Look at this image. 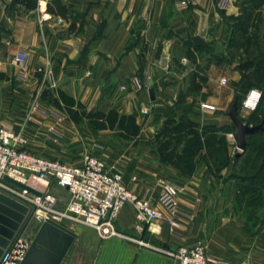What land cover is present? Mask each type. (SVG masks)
Segmentation results:
<instances>
[{"label":"crops","instance_id":"crops-1","mask_svg":"<svg viewBox=\"0 0 264 264\" xmlns=\"http://www.w3.org/2000/svg\"><path fill=\"white\" fill-rule=\"evenodd\" d=\"M40 1L0 0V73L5 77L0 79V124H22L31 91L36 90L44 107L50 98H40L42 87L53 95L56 88L65 90L89 111L116 109L135 115L140 131L132 140L121 139L117 130H96L86 120L70 122L83 126L88 137L83 139L78 133L75 138L70 135L62 139L66 144L73 139L84 140L81 154L115 165L127 187L140 195L147 193L153 202L158 178L185 186L177 197L179 212L175 218L181 222L177 235H172L165 224L154 239L136 233L134 209L129 203L120 210L116 227L165 248L201 240L209 257H223L230 264L242 259L264 264V229L260 230L264 222L252 227L237 219L228 187L237 179L217 172L208 162L199 163L189 174L162 163L153 138L167 117L178 119L185 114L177 106L180 91L188 87L189 72L200 68L207 82L197 91L200 94L189 99L192 104L187 117L200 126H224L218 134L224 137L223 144L232 143L227 108L235 90L223 88L224 77L215 78L210 70L200 67L199 53L209 56L213 45H222L223 51L232 46L241 26L237 21L249 16L246 8L253 9L249 18L257 14L256 21L264 25V0H228L226 7H220L218 0ZM195 35L204 39L205 47L193 43ZM21 51L27 54L24 67L12 60ZM189 53L200 66L194 64L187 72L183 64H190ZM134 76L145 84L143 89L133 86ZM236 78L239 74L235 73L232 79ZM149 88L154 91L153 100ZM201 94H205L204 101L199 99ZM52 108L63 120L36 112L30 125L27 123L28 133L29 129L52 124L66 128L65 116ZM50 190L59 198L58 206L64 207L68 192L55 184ZM70 229L76 236L61 264H172L163 254L125 239H101L84 225Z\"/></svg>","mask_w":264,"mask_h":264},{"label":"built area","instance_id":"built-area-1","mask_svg":"<svg viewBox=\"0 0 264 264\" xmlns=\"http://www.w3.org/2000/svg\"><path fill=\"white\" fill-rule=\"evenodd\" d=\"M50 0L40 1L47 3ZM220 7H226L228 0H218ZM27 54L17 52L13 62L24 67ZM226 80L221 79L225 84ZM133 86L140 90L145 84L137 77L132 79ZM261 93L251 89L242 101V107L253 110ZM208 109L211 106L203 105ZM53 112H48V114ZM58 121L63 116L52 114ZM50 131L56 133L53 127ZM230 137L234 138L233 134ZM27 139L22 127L0 124V193H4L21 203L31 207V214L40 223L49 219L72 228L84 225L95 231L101 239L118 237L129 243L145 247L150 251L161 253L171 259L172 264H230L223 257H209L206 246L201 240L181 244L175 248H165L143 238L126 234L116 227V219L120 210L127 203L134 209V231L140 235L156 238L165 224L172 235H177L181 222L175 217L179 212L177 197L185 190V186L165 178H158V193L156 202L145 193L140 195L133 187L123 183L122 172L115 166L105 163L91 154H85L78 164H70L59 159L46 158L30 153L25 149ZM11 177L36 190L34 194L5 180ZM136 177H132L134 182ZM55 184L68 192L64 207H58L59 198L50 190ZM41 211V214H37ZM64 222H67L65 224ZM30 240L21 234L8 250L0 256V264H19L25 255ZM235 264H250L242 259Z\"/></svg>","mask_w":264,"mask_h":264},{"label":"rangeland","instance_id":"rangeland-1","mask_svg":"<svg viewBox=\"0 0 264 264\" xmlns=\"http://www.w3.org/2000/svg\"><path fill=\"white\" fill-rule=\"evenodd\" d=\"M240 23H242V27L240 30L238 29L239 31L236 32L237 35L233 37L232 46L223 51V48L221 47L222 45H213L211 54L209 56L207 54H204L202 56V53H199L200 57L205 58L203 60L201 58L200 60L202 61L200 63L202 66H200V64H196L195 57H193L192 54L189 53L188 58L191 59L190 64H183V69H186V71L189 72V68L196 64L200 67H203L204 69L206 68V70H210L215 78L217 76H220L219 78L224 77L226 82L225 84H221L223 88H227V90L234 88L235 93L237 90L239 91H237V100L238 104L240 105L239 115L242 118L246 119L250 125H254L259 124L262 119H264V83L260 87H248L247 84L251 80H243L241 78V71L239 70L238 65L244 63L247 60L257 61L261 58H264V25L260 20H238L237 24ZM260 32H262V37L259 34ZM235 73L239 74V78L232 79V76L235 75ZM248 73H251V70H248ZM43 88L45 87H42V89ZM251 89H257L258 91H260L261 96L256 107L253 110H246L242 107V101L246 98L248 92ZM31 92L32 97L29 100V107L26 108V111L24 113V121L19 126H16L17 128H23V133L27 139V143L29 142V144L26 143V145L31 146L29 149H27V151L42 157L59 159L70 164H78L82 160V156H84L83 154H81L83 148L82 141L84 140H80V142H77L75 141V139H73L72 142L69 141V143L66 144L64 141H62V139H66V136L69 137L70 135H73V138H75L76 134L78 133L82 135V138L85 136L88 137L86 129L83 126L79 125L73 126L67 114L64 111L59 110L61 114L65 116L66 128L64 129L69 133V135H66V133L64 132L65 130L63 128H60L59 125L54 124H52L48 128L46 126H42L40 130L29 129L30 132L28 133L27 123L29 124V122L34 120V114L36 112H40L45 116H50L54 114V112L56 113V111L53 110L50 101L44 104V107L40 106L42 102H40L38 98V93L36 92V90ZM196 94L200 93L190 91L188 87L184 90H181L180 98L178 99L177 104H179L180 107H186L190 110L192 101H190L189 99H191V97L195 96ZM198 96H200L199 99H201L202 101L205 100V94H201ZM234 99L235 98L230 101L227 108L228 111ZM48 112L53 113L48 114ZM52 116L55 118L54 115ZM50 127H53L56 130V133L50 131ZM231 128L233 129V134L235 135V126ZM158 132L159 131H155L153 134V138L155 141L159 140V137H157ZM221 137L222 139H224L223 136ZM69 139L71 140V138ZM231 139L233 141L232 143L230 142V145L224 143L222 147L216 151V153L214 154L216 161L212 162L211 167H213L217 172H222L223 174L232 176L249 173L251 168V158L257 148H250L248 152H244L240 156L239 160L234 164V155L238 150L236 148L235 139ZM248 139L258 140V143H263L264 133L249 137ZM228 187L229 192L234 197L233 202L235 204V214L237 219L247 222L252 227L262 225L264 222V198H260L257 204L253 207H242V205L240 204V197L238 193L240 188V181L235 180V182L229 183ZM64 223L68 225L67 222ZM39 225L40 221L31 214L21 232V235L25 239L30 240L35 234ZM263 229L264 228H260V230Z\"/></svg>","mask_w":264,"mask_h":264},{"label":"trees","instance_id":"trees-1","mask_svg":"<svg viewBox=\"0 0 264 264\" xmlns=\"http://www.w3.org/2000/svg\"><path fill=\"white\" fill-rule=\"evenodd\" d=\"M252 11L253 9L246 8V14H249L246 19L256 21L257 14L249 18ZM241 27L242 25L237 30H240ZM238 68L241 71V78L243 80H251L247 84L248 87H260L264 83V58L257 61L247 60L239 64ZM248 70H251V73H248ZM3 78H5L4 75L0 73V79ZM206 82L207 76L200 68H194L189 72L188 89L190 91L197 92L201 90ZM237 91L234 100L238 104ZM40 98L44 100L50 98L52 105L64 111L74 123L86 120L96 130H117L118 136L123 140H132L139 134L140 126L133 114L119 113L116 109L89 111L83 103L75 100L74 97L61 88L54 89V95L48 88H43L40 92ZM177 106L180 107L179 104ZM239 107L240 105L238 104V112ZM181 108L185 112L183 116L178 119L167 117L163 121L161 129L157 134L159 140L156 141V148L162 163L169 164L173 168L189 174L201 162H208L212 166V162L216 161L214 154L223 145V139L218 132L224 130V126H200L187 117L189 109L186 107ZM241 119L249 124L246 119L242 117ZM233 126V123H231V127ZM263 133L264 125L262 129L247 135V146L240 154L241 156L244 152H248L250 148H257L251 158L250 172L236 176L229 175V177H235L240 181L238 193L242 207H253L260 198H264V142L258 143V140L248 139L249 137ZM203 151L205 152L203 153ZM240 156L236 157L234 155V164L239 160Z\"/></svg>","mask_w":264,"mask_h":264},{"label":"water","instance_id":"water-1","mask_svg":"<svg viewBox=\"0 0 264 264\" xmlns=\"http://www.w3.org/2000/svg\"><path fill=\"white\" fill-rule=\"evenodd\" d=\"M193 43L206 46V42L199 35L193 37ZM148 92L153 100V89L149 88ZM228 116L235 126L234 139L238 150L235 156L238 157L247 146L246 136L262 129L264 120L256 125L244 122L239 115L236 100L231 104ZM4 178L18 187L39 194L33 188L11 177L5 176ZM30 215L31 207L0 193V256L20 236ZM75 236V232L64 225L49 219L43 220L31 238L27 251L19 264H61L73 244Z\"/></svg>","mask_w":264,"mask_h":264},{"label":"bare ground","instance_id":"bare-ground-1","mask_svg":"<svg viewBox=\"0 0 264 264\" xmlns=\"http://www.w3.org/2000/svg\"><path fill=\"white\" fill-rule=\"evenodd\" d=\"M42 212L41 211H38L37 214H41Z\"/></svg>","mask_w":264,"mask_h":264}]
</instances>
